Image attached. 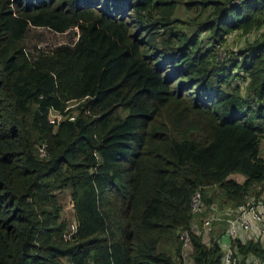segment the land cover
Returning <instances> with one entry per match:
<instances>
[{"label":"trees","instance_id":"16d2710c","mask_svg":"<svg viewBox=\"0 0 264 264\" xmlns=\"http://www.w3.org/2000/svg\"><path fill=\"white\" fill-rule=\"evenodd\" d=\"M181 6L199 9L186 28ZM35 30L77 39L30 50ZM256 31L218 63L228 35ZM50 110L75 119L54 127ZM256 185L264 0H0V264H222L215 239L182 248L191 197L234 208ZM231 241L264 264L261 243Z\"/></svg>","mask_w":264,"mask_h":264},{"label":"built area","instance_id":"2783aa9c","mask_svg":"<svg viewBox=\"0 0 264 264\" xmlns=\"http://www.w3.org/2000/svg\"><path fill=\"white\" fill-rule=\"evenodd\" d=\"M229 38H231L229 36ZM222 45L216 46L217 59H225V54L222 52ZM72 106V105H70ZM74 121V115H64L60 112L50 110L48 113V123L57 127L63 120ZM38 155L40 158L46 156V148L44 144L38 147ZM225 209V210H224ZM234 211L232 218L227 219V228L225 233L230 238H238L240 235L249 237L254 242H259L264 247V201L248 198L245 204L231 208ZM212 212L209 215L208 212ZM228 208L224 205H207L204 201L201 191L195 192L190 201V213L192 216L199 214H206L205 217L199 222H193L189 230L182 231L179 234V240L182 242L184 252L189 250L190 235L195 234L201 238L204 234L208 233L215 223L220 222L224 214H227ZM76 223L71 224L68 233L64 235V239H70L73 232H75ZM250 261V260H249ZM252 261V260H251ZM222 264H239V260L230 247L223 250Z\"/></svg>","mask_w":264,"mask_h":264},{"label":"rangeland","instance_id":"374dc122","mask_svg":"<svg viewBox=\"0 0 264 264\" xmlns=\"http://www.w3.org/2000/svg\"><path fill=\"white\" fill-rule=\"evenodd\" d=\"M198 15H199V9H193L189 11L184 6H181L176 11L175 18L179 21V26H183L184 28H186L187 26H189L188 22L196 18ZM258 35L259 33L257 31L248 36L242 35L241 32L239 33L235 32L228 35L225 39V42L221 44L223 47L222 52L226 55L225 58H228L229 56H231L240 49H244L248 44H251ZM229 36L231 38H229ZM205 38H206V34L200 35V39L205 40ZM76 39H77L76 31H73L68 35H55L46 30H35L34 32L31 33V35L28 36L26 40V44L30 50H33L34 48H38L46 51L58 44L74 42ZM208 47H211V45H208ZM221 62H224V60L218 63ZM71 107H74V105H72ZM192 136L197 139H201L202 137L197 133H192ZM230 178L232 179V177ZM212 192L213 191L211 189L210 193ZM57 196L62 206L61 220L64 219L65 221H67L68 230H69L70 225L75 224V213L73 209V202L71 201L70 192L69 190H63L59 192ZM249 198L254 199L255 197H253L252 194ZM262 198H264V192ZM214 201L216 203L218 202L223 203L222 200H217L216 196L214 198ZM224 206L228 208V211L229 210L230 211L229 212L227 211L228 213L223 215V218L225 219H222L220 222L215 223L213 225V227L210 230V233H206L204 235V238H207L206 239L207 241H205L207 245H210L212 243V240L216 239L219 234L221 235L224 234V231L227 228V219L232 218V215L234 214V211L231 209L232 208L231 206L225 204ZM208 213L209 215H211L212 212L210 211ZM205 215L206 214H199L195 216L193 222H196L197 225L200 226L199 222L203 219V217H205ZM179 234L180 233H178V235ZM232 250L234 251L233 247ZM235 254L239 255L240 257L243 256V254L239 252H235ZM187 264H193V263L189 262Z\"/></svg>","mask_w":264,"mask_h":264},{"label":"crops","instance_id":"0c3cea01","mask_svg":"<svg viewBox=\"0 0 264 264\" xmlns=\"http://www.w3.org/2000/svg\"><path fill=\"white\" fill-rule=\"evenodd\" d=\"M232 177V179L233 180H235L237 183H239V184H241V183H243L244 182V177H242V176H239V175H233V176H231ZM231 179V178H230ZM210 191L211 190H208V192H207V196L209 197V196H211L212 197V195L213 194H215L216 193V191L217 190H215V189H212V193H210ZM263 192H264V185H256V186H254V188H253V190L251 191V195L253 194V197H255L256 198V200L258 199V200H263L264 198H262V195H263ZM207 197V199H209ZM215 198V197H214ZM205 201V200H204ZM264 201V200H263ZM206 203V202H205ZM213 203V205H224L223 203H220V202H218V203H216L215 201H213V202H211V204ZM207 205H211V204H209L208 202L206 203ZM195 217V216H194ZM226 231V230H225ZM225 231H224V234H219L218 236H217V238L215 239V241H216V243H218L219 245H221V249L222 250H224V248H226V247H230L231 249H232V247L234 248V254H235V252H238V250H237V248H236V246L237 245H235V246H233V243H232V238H230V237H228V235L225 233ZM208 233H210V231L208 232ZM205 235V234H204ZM203 239H204V241H207L206 239L207 238H204L203 237ZM242 244H244V243H246V241H248L249 240V237L248 236H245V235H240L238 238H237ZM210 241V240H209ZM236 255V254H235ZM236 257L238 258V260H239V264L242 262V257H240L239 255H236ZM242 264H244L243 262H242ZM246 264H259V262H257V260L256 259H253L252 261H247L246 262Z\"/></svg>","mask_w":264,"mask_h":264}]
</instances>
